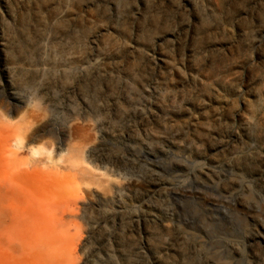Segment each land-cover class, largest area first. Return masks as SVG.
Listing matches in <instances>:
<instances>
[{"label": "rangeland", "instance_id": "1", "mask_svg": "<svg viewBox=\"0 0 264 264\" xmlns=\"http://www.w3.org/2000/svg\"><path fill=\"white\" fill-rule=\"evenodd\" d=\"M0 117V264H264V0H0Z\"/></svg>", "mask_w": 264, "mask_h": 264}, {"label": "bare ground", "instance_id": "2", "mask_svg": "<svg viewBox=\"0 0 264 264\" xmlns=\"http://www.w3.org/2000/svg\"><path fill=\"white\" fill-rule=\"evenodd\" d=\"M74 57L73 56H68L66 57V62L70 63L71 61H73ZM2 117H0L1 119ZM22 123L24 122H20L19 124H17L16 126H13L12 128H9L8 130L11 132V139L10 141H12V143H14V146H17V148L20 149V147L24 146L25 143L29 140V137H28V131H27V126L26 125H22ZM4 128H7V126H5V123L4 122H0V130L1 129H4ZM16 155V153H15ZM41 155V152L40 151H36V150H33L32 151V158L33 160L31 161V163L27 166V168H30V170H40L38 165L39 163H37L35 161V158L36 156H40ZM16 162V161H15ZM19 165H23V164H19ZM9 166L7 165L6 168H8ZM1 194L3 195V192H1ZM27 205L31 206V203L29 201L26 202ZM33 203V202H32ZM7 205H4V206H9L8 202L6 203ZM2 205V203H1ZM3 206V207H4ZM9 209V207H7ZM6 215L8 216V213L6 212ZM38 231L39 232H43V231H54L52 230L51 228L49 229V227H39L38 228Z\"/></svg>", "mask_w": 264, "mask_h": 264}]
</instances>
